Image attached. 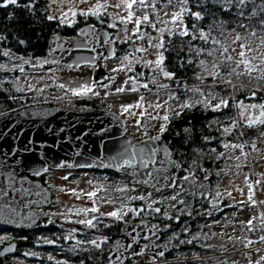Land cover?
I'll return each mask as SVG.
<instances>
[{"label": "rangeland", "instance_id": "rangeland-1", "mask_svg": "<svg viewBox=\"0 0 264 264\" xmlns=\"http://www.w3.org/2000/svg\"><path fill=\"white\" fill-rule=\"evenodd\" d=\"M146 3L147 7L137 4L132 9H128L121 4V0H86V2L85 0H55V2L49 0L46 5L48 16H55L62 25L70 26L78 22L80 17V20L85 21L88 15L98 17L105 15L108 17V26L115 25V27H110L112 30L110 32L111 40L126 45L128 52L108 61L100 62V65L115 73L117 79L111 86L95 87L91 80L92 66L65 67L56 63L50 52L40 58H24L4 50L3 58H0L1 65L10 73H15L13 83L16 89L32 98V101L20 109L29 113L35 108L50 105L73 110L86 107L95 108L80 105L77 101L83 98H96L100 107L113 110L125 119L126 133L132 138L141 140L161 134L160 125H167L171 119L176 118L169 109L174 108L180 111L178 105L185 102L190 103L194 97L178 92L179 88L168 84L169 79L163 76L161 67H157L155 63L162 48L157 49L149 46L150 43H162V35L166 31L183 28V21L173 23L171 17L173 12L181 10L182 5L177 7L175 0L171 5L162 0H146ZM117 4H120V7H115ZM85 11L89 14H81ZM129 11L133 12V21L137 17L142 19L143 15L150 17V23H142L140 32L135 36L132 35L136 28L135 23H125L119 19L122 16H127ZM82 29L83 26L80 27L79 32ZM141 34H144V38L137 39L136 37ZM232 47L239 50L237 45H232ZM138 48L146 49V51H137ZM4 53H8V55ZM230 54L235 55L231 51ZM149 61L152 63H147ZM136 67L139 70H135L134 75L129 72ZM153 78H155L154 83ZM144 84H148L149 87L144 88L142 86ZM160 84H167L169 87L160 88ZM61 85L64 87H60ZM81 86L91 87L92 92L79 96L73 95L72 90H80ZM118 88H123L124 91L117 92ZM133 89L135 90L133 91ZM170 96H174L176 99L172 100L169 98ZM141 97L144 98L143 101H141ZM165 101L167 104L164 103ZM137 102L142 103L143 106L132 107L131 114L123 112L124 106L135 105ZM157 103H160L162 107L155 108ZM251 105L255 104L246 103L241 107V120L244 122L249 123V121H257L261 118L264 108L251 107ZM142 112L145 114L140 115ZM165 114L170 117L168 122L162 119ZM256 148L258 151L249 147H243L242 150L239 147H224L222 151L224 155L218 157L224 162L218 179L211 186H205L203 190L199 191L204 192L207 196L205 206L193 213V217L199 216L198 224L204 227L202 231L196 232L200 240L205 239L208 233H212L216 235V242L215 244L209 242L207 245L210 247H214L217 243L232 244L237 240L243 243L230 253L220 249L218 253L198 256L202 258L214 256L209 264H264V259H262L264 257V242L259 240L261 236H264V203H260L264 201V137L256 145ZM236 157L240 159L237 160ZM4 169L0 166V170ZM94 171L57 169L45 173L44 184L51 191V201L48 205L35 208L38 214L54 215L57 222H54L55 230L63 235L67 244L69 243L73 246L72 248L78 249L87 256H93L108 241L109 234L101 230L103 225L106 226L116 221L126 224L129 222L128 220L131 221L140 215H154L156 208L161 210L156 213L164 214L166 217L171 216V213L174 212L176 220L179 215H188L193 210L191 204L183 202L181 193L188 188L189 184L193 187L195 184L197 186L196 177L186 178L185 184L179 180L171 188L155 191L140 184L130 183L121 172H117L118 175H112ZM245 177L248 178L247 181ZM257 180L260 181L258 185L255 183ZM203 182H206V179ZM249 184L252 185L255 203L248 199ZM89 192H95V195L89 197L87 195ZM173 196L177 199L172 200ZM138 197H143V199H138ZM132 199H137L141 203L134 205L131 202ZM178 204L180 207H177ZM93 207L97 209L96 212L90 211ZM113 211L118 213L119 219L108 215ZM249 219H253L254 225L251 232L245 227ZM84 220H93L95 227L90 228L86 224L80 223ZM100 222H102L101 225H99ZM75 223L87 227L80 230L75 226ZM46 235L42 238L43 241L48 240ZM22 237L19 232L0 230V244ZM249 239L255 243L245 247L244 243ZM92 240L97 241L100 247L97 248L89 243ZM257 241L260 242L257 243ZM161 242L167 243L166 241ZM170 243L172 244V242ZM25 253L30 256L37 254L30 251ZM186 258V256H182L176 260ZM25 260L23 257L21 261L25 262ZM155 263L156 261L152 260L151 256L142 255L141 264ZM28 264L33 263L28 262Z\"/></svg>", "mask_w": 264, "mask_h": 264}, {"label": "trees", "instance_id": "trees-1", "mask_svg": "<svg viewBox=\"0 0 264 264\" xmlns=\"http://www.w3.org/2000/svg\"><path fill=\"white\" fill-rule=\"evenodd\" d=\"M162 1L168 2L167 0ZM175 1L177 7L182 5L192 12H200L203 17V19L197 20L193 16L184 14L182 17L183 28L166 31L161 39L164 45L161 54L164 59L160 67L175 74L173 79H169L168 84L179 88L178 92L194 97L190 104H195V106L184 109L180 116L171 119L167 124V131L161 134V142L168 145L172 157L182 166L194 170L192 176L196 177L197 186L195 184L193 187L189 184L188 188L181 193L183 202L191 204L193 210L188 215H179L177 220L174 212L169 217L155 212L154 215H140L132 220L158 221L161 225V241L179 245L177 252L176 250L170 251L163 257L150 255L152 260L156 261L155 264H209L214 256L204 258L198 256L218 253L220 249L230 253L243 243L237 240L232 244L217 243L214 247H210L207 245L209 242L214 244L216 242V235L212 233H208L205 239L200 240L196 232L202 231L204 227L198 224L200 218L199 216L193 217V213L205 206L207 196L204 192L199 191L203 190L205 186H211L218 179L224 165L223 160L218 157L225 144H243V147L252 148L253 143L257 145L263 139L264 136H261V133H264V124L257 120L253 126L249 127L248 122L241 120V107L246 103L264 105V87H259L260 82L255 79L249 83L246 76L241 78L244 87L237 90H233L230 85L217 84L207 73L203 72V66L199 61L205 60L211 70V62L216 57L208 56L207 53L213 49H222L228 46L234 36V33H231V28L235 27L238 22L251 25L259 31V21L264 19V0H250L244 8V17L238 16L236 8L225 11L219 4L214 3V0H187V4L181 3L180 0ZM2 2L3 0H0V3ZM48 2L49 0H18L19 6L9 4L7 7L0 8V58H3L4 50L24 58L44 57L49 54L48 46L53 35L60 34L76 39L80 37V27L85 25H91L98 31H106L110 36L112 30L108 26V17L105 15H99V17L88 15L85 21L80 20V17L78 22L70 26L62 25L56 19L49 20L47 18L46 5ZM29 3L33 4L32 8L25 7ZM220 21H223L224 27L228 29L223 34L221 28L217 26ZM193 24L197 25L195 30L192 29ZM185 29L189 31L190 35H181V31ZM201 30L209 36L207 42L199 38ZM241 31L243 32V30ZM192 35H196V39L193 40ZM213 41H220V43H213ZM201 48L204 51L197 55L195 50ZM125 52H128L126 45L116 43L115 56H120ZM216 56H218V52ZM189 60L192 63L189 64ZM135 70H139V68L136 67L129 72L134 75ZM14 74L4 69L0 63V114L14 110L22 111L20 108L32 101L28 94L16 89L13 83ZM198 75L204 77L203 84L197 79ZM254 75H258V73H254ZM132 77L134 78V76ZM233 83L239 85L241 81L233 80ZM197 87L200 88L203 95L186 90ZM253 90L257 93L255 97L251 95ZM211 97H215V99ZM221 99L228 100V106L213 111L212 106L219 103ZM197 100L204 101V103L198 104ZM77 103L89 107H100L96 98H83ZM260 119H264V116L261 115ZM225 128L231 130L226 133ZM185 129L189 131H185ZM94 172L118 175L116 171L112 170H95ZM123 175L130 181L129 176ZM39 179L44 184L45 174H42ZM204 179L206 182H203ZM180 182L185 184L186 180L182 179ZM131 202L134 205L141 203L137 199H132ZM177 207L180 205L178 204ZM128 221L130 222V220ZM101 224L102 222L99 225ZM126 224L116 221L106 226L103 225L101 230L106 231L109 236L102 248L107 247ZM55 227V223H52L45 228L3 231L19 232L23 236L17 240L18 248L37 253L38 258L33 264H100L97 261L98 252L93 256H87L78 249H73L68 245L69 243L67 244L63 235L55 230ZM176 233H178L177 236H174ZM44 235L48 237L47 241H43ZM84 235L87 236V234ZM48 241H53V243H48ZM5 242L1 243L0 247ZM259 242L257 241V243ZM221 244L225 246L220 247ZM182 256L187 258L176 260ZM126 264H131L130 260H127Z\"/></svg>", "mask_w": 264, "mask_h": 264}, {"label": "water", "instance_id": "water-1", "mask_svg": "<svg viewBox=\"0 0 264 264\" xmlns=\"http://www.w3.org/2000/svg\"><path fill=\"white\" fill-rule=\"evenodd\" d=\"M80 38L55 34L48 50L65 67L92 66L95 87L111 86L116 75L100 65L115 57V43L107 33L86 25ZM153 137H159L153 140ZM0 230L45 228L54 215L35 208L50 204L51 191L39 177L57 169L113 170L130 177V183L160 191L191 177L194 170L182 166L161 142V134L136 140L126 133L125 119L106 107L73 110L57 105L0 114ZM156 220L128 222L104 249L100 264H141L143 254L163 257L178 245L160 241ZM221 244L220 247H224ZM17 242L0 250V264H24L6 259ZM160 253H163L161 256Z\"/></svg>", "mask_w": 264, "mask_h": 264}, {"label": "snow or ice", "instance_id": "snow-or-ice-1", "mask_svg": "<svg viewBox=\"0 0 264 264\" xmlns=\"http://www.w3.org/2000/svg\"><path fill=\"white\" fill-rule=\"evenodd\" d=\"M53 2H55V0H53ZM85 2H86V0H85ZM180 2L183 4H187V0H180ZM248 2H250V0H214V3L219 4L225 11H229L232 8H236L238 10L237 14L239 17L245 16L244 8ZM168 3H169V5H171L173 3V0H168ZM9 4L19 6L18 0H3V2L0 3V8L7 7ZM121 4H123L128 9H132L133 6L137 5V4L144 5L147 7L146 0H130V2H129V0H121ZM25 7L32 8L33 4L29 3L28 5H25ZM115 7H120V4L115 5ZM153 7H155V6H153ZM81 14L88 15L89 12L85 11V12H82ZM184 14H188L190 16H193L197 20L203 19L200 12H192L190 9H188L186 7H182L179 12H173L171 14L172 22L173 23L182 22V17ZM73 15H75V13H73ZM165 15H168V13H165ZM65 16H66V14H65ZM47 18L49 20L56 19L55 16H48ZM119 19L121 22H125V23L134 22L135 23L136 28L133 30V33H132V35H134V36L138 32H140V25L142 23H150V17L148 15H143L142 19L137 17L133 21V12H131V11H129L127 13V16H122ZM161 22L166 23L164 21H161ZM259 24H260V30L259 31H257L256 28H254L253 26L246 25L243 22H238L235 27H232L231 33H234V36H233L231 43L228 46L223 47L222 49H213L212 51H209L207 53L208 56H215L216 57L211 62V70H209V67L206 64L205 60L199 61L200 65L203 66L202 67L203 72L207 73V75L210 76L215 83L222 84L225 86L230 85L233 90H237L240 87H244V84H243L241 78H243L245 76L248 78L249 83H251V81L255 79V80H258L260 82V84L258 85L259 87H264V19H261L259 21ZM217 26H219L221 28L222 34L224 32L228 31V29L224 27L223 21L218 22ZM109 27H115V25L110 24ZM153 27H155V25H153ZM196 28H197V25L193 24L192 29L195 30ZM241 30H243V32ZM181 35L188 36V35H190V33H189V31H187L185 29V30L181 31ZM136 38L137 39H143L144 34H141V35L137 36ZM199 38L204 40L205 42H207L209 39V36L206 35L201 30L199 32ZM192 39L193 40L196 39V35H192ZM21 43H24V41H21ZM213 43L218 44V43H220V41H213ZM189 44H191V41H189ZM232 45H237L239 50H237V48H233ZM149 46L155 47L157 49L164 47L163 43H157V44L150 43ZM137 51H146V49L138 48ZM195 51H196V54L199 55L200 53H202L204 51V49H202V48L196 49ZM230 51H231V53H234L235 55L230 54ZM217 52H218V56H216ZM4 54L8 55V53H4ZM163 59H164L163 54H160L158 56L157 61L155 62L157 67H160V65H162ZM147 63H152V62L149 61ZM188 63L190 64V63H192V61L189 60ZM161 71L163 73V76L167 79H173L175 77L174 73L164 71L163 68H161ZM254 73H258V75H254ZM197 79H199L201 81V84H203V81H204L203 76L198 75ZM233 80L241 81V83L239 85L234 84ZM154 82H155V78H153V83ZM142 86L146 89L149 87L148 84H144ZM60 87H64V85H61ZM159 87L160 88H168L169 86L167 84H160ZM134 90L135 89H133V91ZM186 90L192 91L194 93H200L201 95H203V93L200 92L199 87L194 88V89H186ZM72 91H73V95L79 96V95H85L89 92H92V88L87 87V86H81L80 90L73 89ZM116 91L117 92H123L124 89L118 88ZM256 94L257 93L255 90H253L251 93L252 97H255ZM209 95H211V94H209ZM169 98L172 100L176 99V97H174V96H170ZM211 98L215 99V97H211ZM140 99H141V101H143L144 98L141 97ZM164 103L167 104V101H165ZM196 103L202 104V103H204V101L197 100ZM142 106L143 105L140 102H137L135 105L124 106L123 112L130 113V109L132 107L140 108ZM194 106H195V104H190V103L185 102L183 104L178 105L180 111H177L174 108L169 109V111H171L175 116H180L184 109L194 107ZM227 106H228V100L221 99L219 103H216L212 106V110L213 111L220 110L222 107H227ZM154 107L159 109L162 107V105L160 103H157V104H155ZM251 107L264 108V105H251ZM144 114H145L144 112L140 113V115H144ZM261 115L264 116V112H262ZM152 118L155 119V117H152ZM162 119L165 122H168L170 120V117H169V115L165 114L162 117ZM256 122L257 121H255V120L249 121L248 126L251 127ZM258 122L261 124H264V119H258ZM233 127H235V124H233ZM230 130L231 129H229V128L224 129V131L226 133L229 132ZM165 131H167V125L161 124L160 125V133L163 134ZM185 131H189V130L185 129ZM261 136H264V133H261ZM158 138L159 137H153L152 139L156 140ZM230 146L232 148L239 147L241 150L243 149V144H241V145L225 144L224 145L225 148H228ZM252 148H253V150L258 151L255 143L252 144ZM213 151H215V149H213ZM223 155H224V153H220V156H223ZM236 159L239 160L240 158L236 157ZM65 179H67V177H65ZM247 179L248 178L245 177L246 181H247ZM255 183L258 185V184H260V181L257 180ZM248 189H249L248 199L250 201H252L253 203H255V201L253 200V193H252V185L251 184L248 185ZM73 192H74V190H73ZM87 195L89 197H92L95 195V192H89V193H87ZM218 195H219V193H218ZM229 195H231V193H229ZM138 199H143V197H138ZM171 199L176 200L177 197L173 196ZM241 203H244V202L241 201ZM260 203H264V201H261ZM90 211L96 212L97 209L95 207H93L90 209ZM154 211L160 212L161 210L159 208H156V209H154ZM108 215L112 216V217H116L118 219L120 218L118 213L115 211L108 213ZM80 223L86 224L90 228L95 227V225L93 224V220H84V221H80ZM249 226H252V227H249ZM245 227L247 228V230L249 232L253 231V228H254L253 219H249L247 221ZM230 239H231V237H230ZM259 239H260V241L264 242V236H261ZM48 243H53V241H48ZM89 243H91L92 245H94L97 248L100 247V245L95 240H92ZM253 243H255V242L253 240L249 239V240H247L246 243H244V246L248 247V245H251ZM160 255L162 256L163 253H160ZM49 259H51V257H49ZM262 259H264V257H262Z\"/></svg>", "mask_w": 264, "mask_h": 264}, {"label": "flooded vegetation", "instance_id": "flooded-vegetation-1", "mask_svg": "<svg viewBox=\"0 0 264 264\" xmlns=\"http://www.w3.org/2000/svg\"><path fill=\"white\" fill-rule=\"evenodd\" d=\"M86 26V25H85ZM84 26V27H85ZM91 26V25H90ZM83 27V28H84ZM93 27V26H92ZM94 28V27H93ZM98 31V30H97ZM99 32H101V31H99ZM104 32H106V31H104ZM107 33V32H106ZM108 36V35H107ZM81 37V36H80ZM79 37V38H80ZM108 38H109V41H112V42H114L115 43V46H116V42L115 41H113V40H111V37L110 36H108ZM108 61V60H107ZM102 62H105V61H102ZM92 69V68H91ZM114 75H116L115 73H114ZM116 77H117V75H116ZM56 222V221H55ZM57 223V222H56ZM52 224V223H51ZM49 226V225H48ZM75 226L77 227V228H79L80 230H84V228H86L87 226H81V225H79V224H76L75 223ZM24 228H27V227H24ZM22 229V228H21ZM17 230H20V229H16V230H14V231H17ZM17 240H18V238H15V239H13V240H9V241H6L1 247H0V250H1V248L4 246V245H6V244H8L9 242H12V241H15V242H17ZM160 241H161V237H160ZM68 245H70V244H68ZM176 245H178V244H176ZM71 247H73L72 245H70ZM178 247H179V245H178ZM74 249V248H73ZM103 249V248H102ZM101 249H99L98 250V253H99V251H100ZM26 250H24V249H19L18 248V243H17V247H16V250H15V252H14V254H12V255H9V256H5V258L6 259H11V260H17V261H20V262H22L21 260H22V258L23 257H25V262H22V263H24V264H28V262H30V263H33V262H36V258H38V255L37 254H34V256L33 255H27L26 253ZM145 255H152V254H145ZM98 256V255H97ZM32 259H34V260H32ZM130 260V259H129ZM131 262V261H130ZM124 264H126V262L124 263ZM132 264V263H131Z\"/></svg>", "mask_w": 264, "mask_h": 264}, {"label": "built area", "instance_id": "built-area-1", "mask_svg": "<svg viewBox=\"0 0 264 264\" xmlns=\"http://www.w3.org/2000/svg\"><path fill=\"white\" fill-rule=\"evenodd\" d=\"M126 130H127V128H126ZM127 132V131H126Z\"/></svg>", "mask_w": 264, "mask_h": 264}]
</instances>
